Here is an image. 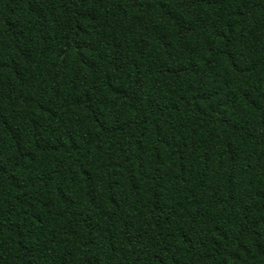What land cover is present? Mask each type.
<instances>
[{
	"label": "trees",
	"instance_id": "obj_1",
	"mask_svg": "<svg viewBox=\"0 0 264 264\" xmlns=\"http://www.w3.org/2000/svg\"><path fill=\"white\" fill-rule=\"evenodd\" d=\"M0 264H264V0H0Z\"/></svg>",
	"mask_w": 264,
	"mask_h": 264
}]
</instances>
